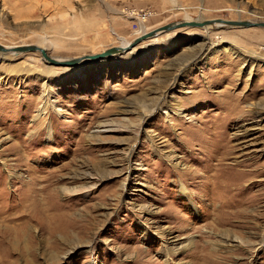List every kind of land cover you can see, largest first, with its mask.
I'll return each mask as SVG.
<instances>
[{
  "label": "rangeland",
  "instance_id": "1",
  "mask_svg": "<svg viewBox=\"0 0 264 264\" xmlns=\"http://www.w3.org/2000/svg\"><path fill=\"white\" fill-rule=\"evenodd\" d=\"M213 19L264 21V0H0V44L74 59ZM12 50L0 264H264V27H178L73 66Z\"/></svg>",
  "mask_w": 264,
  "mask_h": 264
},
{
  "label": "water",
  "instance_id": "2",
  "mask_svg": "<svg viewBox=\"0 0 264 264\" xmlns=\"http://www.w3.org/2000/svg\"><path fill=\"white\" fill-rule=\"evenodd\" d=\"M228 22L229 27H252V26H262L264 27V21H253V20H224V19H213V20H204V21H198V20H181L177 22H172L169 24H166L165 26H162L160 28H156L154 30H151L149 32H145L142 35L138 36L135 38L127 47H110L100 53L96 54H87L83 57H78L74 59H66V60H57V58H54L48 54V51L46 48H42L38 45H23V46H18L16 48L17 51H40L42 56L44 58H47V61L51 62L52 64L55 65H62V66H73L78 63H80L83 59H88V60H101L105 59L114 55L122 54L124 52H128L134 47H136L140 42L153 38L158 33L163 32V31H170L174 28L178 27H184V26H198V27H204L210 24H214L216 22ZM0 51L2 52H8L10 50H6L5 46L0 44Z\"/></svg>",
  "mask_w": 264,
  "mask_h": 264
},
{
  "label": "bare ground",
  "instance_id": "3",
  "mask_svg": "<svg viewBox=\"0 0 264 264\" xmlns=\"http://www.w3.org/2000/svg\"><path fill=\"white\" fill-rule=\"evenodd\" d=\"M25 1H27V0H25ZM170 1H172V2H175L176 3V0H170ZM70 9L72 8V7H69ZM25 11V10H24ZM27 11V10H26ZM21 12V11H20ZM23 12V11H22ZM21 12V13H22ZM28 12H30V11H28ZM68 12V11H67ZM20 13V14H21ZM24 13V12H23ZM27 13V12H26ZM34 13V12H33ZM69 14H71V16L73 15V13H71L70 11H69ZM22 15V14H21ZM35 15V14H34ZM33 16V15H32ZM73 17V16H72ZM143 22H142V26H143ZM228 25V22H216V23H214V24H210V25H207V26H204V27H219V26H227ZM141 26V27H142ZM159 34V33H158ZM43 38V41L44 40H46L47 39V37H42ZM45 42V41H44ZM132 42V41H131ZM129 40H125L124 39V43L122 44V45H120V46H118V47H127L130 43H131ZM52 45H54V44H52ZM4 46V45H3ZM40 47H42V48H46V46L44 47V46H41V45H39ZM18 46H16V47H13V48H11V46H5V49L6 50H11V49H13L11 52H9L10 54L11 53H13V54H15L16 53V51H15V49L17 48ZM117 47V46H116ZM0 53H2V51L0 52ZM2 54H8V53H2ZM81 57H83V56H81ZM55 58V57H54ZM45 60L47 61V58H45ZM57 60H66V59H58L57 58ZM88 62L89 60L88 59H83L80 63H78V64H76V65H79V64H81V63H84V62ZM91 61V60H90ZM66 66H69V65H66ZM82 68H84V65L83 66H79V67H77V68H75V72H79L80 73V71L82 70Z\"/></svg>",
  "mask_w": 264,
  "mask_h": 264
},
{
  "label": "built area",
  "instance_id": "4",
  "mask_svg": "<svg viewBox=\"0 0 264 264\" xmlns=\"http://www.w3.org/2000/svg\"><path fill=\"white\" fill-rule=\"evenodd\" d=\"M151 15V12H144L143 14H139V17L136 20V29L140 30L142 22L145 23L149 16Z\"/></svg>",
  "mask_w": 264,
  "mask_h": 264
}]
</instances>
